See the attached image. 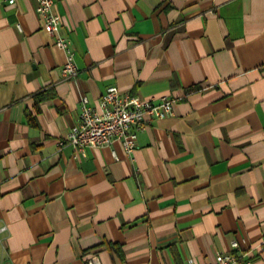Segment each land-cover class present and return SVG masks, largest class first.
<instances>
[{"label": "crops", "instance_id": "1", "mask_svg": "<svg viewBox=\"0 0 264 264\" xmlns=\"http://www.w3.org/2000/svg\"><path fill=\"white\" fill-rule=\"evenodd\" d=\"M53 10L71 79L36 1L0 0V264H207L232 240L264 264V0ZM110 85L174 99L131 157L66 142Z\"/></svg>", "mask_w": 264, "mask_h": 264}, {"label": "built area", "instance_id": "2", "mask_svg": "<svg viewBox=\"0 0 264 264\" xmlns=\"http://www.w3.org/2000/svg\"><path fill=\"white\" fill-rule=\"evenodd\" d=\"M13 4L16 0H5ZM36 11L43 19V27L53 38L55 45L65 52L66 59L61 68L63 79H71L78 73L73 61L70 41L60 34V15L53 10L54 0H35ZM174 99L162 96L158 100L144 98L128 91L122 92L110 85L100 96L98 106L89 104L86 96L80 98L77 123L70 128L66 142L76 151L84 153L87 147H104L112 141H119L125 154L131 157L137 147V135L152 120L171 114ZM62 144V141H59ZM113 155L114 151H112ZM6 227L0 228V231ZM232 250L220 253L212 263L207 264H251L247 252H240L237 240L231 241ZM89 264H96L93 259Z\"/></svg>", "mask_w": 264, "mask_h": 264}, {"label": "trees", "instance_id": "3", "mask_svg": "<svg viewBox=\"0 0 264 264\" xmlns=\"http://www.w3.org/2000/svg\"><path fill=\"white\" fill-rule=\"evenodd\" d=\"M41 96V95H40Z\"/></svg>", "mask_w": 264, "mask_h": 264}]
</instances>
